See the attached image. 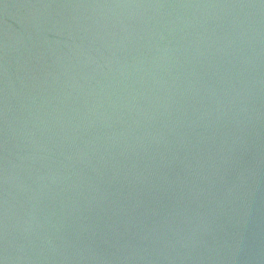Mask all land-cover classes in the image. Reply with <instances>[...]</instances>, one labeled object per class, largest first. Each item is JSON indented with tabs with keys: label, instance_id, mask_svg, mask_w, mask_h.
Segmentation results:
<instances>
[{
	"label": "water",
	"instance_id": "obj_1",
	"mask_svg": "<svg viewBox=\"0 0 264 264\" xmlns=\"http://www.w3.org/2000/svg\"><path fill=\"white\" fill-rule=\"evenodd\" d=\"M0 264H264V0H0Z\"/></svg>",
	"mask_w": 264,
	"mask_h": 264
}]
</instances>
